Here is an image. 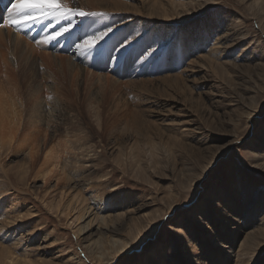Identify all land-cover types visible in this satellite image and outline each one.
<instances>
[{
	"label": "rangeland",
	"instance_id": "1",
	"mask_svg": "<svg viewBox=\"0 0 264 264\" xmlns=\"http://www.w3.org/2000/svg\"><path fill=\"white\" fill-rule=\"evenodd\" d=\"M84 1L69 3L106 15L52 43L68 21L3 28L30 49L0 41V85L24 111L1 131L16 142L0 150V245L28 264H264V0ZM113 241L132 248L110 258Z\"/></svg>",
	"mask_w": 264,
	"mask_h": 264
},
{
	"label": "bare ground",
	"instance_id": "2",
	"mask_svg": "<svg viewBox=\"0 0 264 264\" xmlns=\"http://www.w3.org/2000/svg\"><path fill=\"white\" fill-rule=\"evenodd\" d=\"M1 1L2 0H0V3H1ZM86 1V0H85ZM84 1V2H85ZM159 1V0H158ZM168 1V0H167ZM177 1V0H176ZM96 2V1H95ZM100 1H98V3H99ZM105 2V1H104ZM112 2V1H111ZM114 3L112 4V6L111 7H109L108 5V8H106V7H104L105 8V11H108V12H110V11H115L114 12V14L115 13H118V12H122L123 10H124V7L126 6V2H121V1H118V0H115V1H113ZM160 2V4L162 3V1L160 0L159 1ZM206 2V1H205ZM92 3V2H91ZM193 3V2H192ZM70 4H72V3H70ZM90 4V3H89ZM97 4V3H96ZM168 4H169V7H170V9L171 10H176L177 8H179V7H182L183 8V6H185V5H187V3H177V2H175V1H168ZM149 5V4H148ZM153 4H151V6H152ZM103 6H105V5H103ZM142 6V5H141ZM101 7H102V5H101ZM100 7V8H101ZM159 7V6H158ZM142 8V7H141ZM149 8V7H148ZM157 8V7H156ZM155 9V8H154ZM161 9V8H160ZM164 9V8H163ZM1 10V9H0ZM3 10V9H2ZM102 10V9H101ZM128 10V9H127ZM148 10V9H147ZM136 11V10H135ZM142 11V10H141ZM144 11V10H143ZM150 11H152L151 9H150ZM167 11V10H166ZM0 12H2V11H0ZM141 13V12H140ZM155 13V12H154ZM142 14V13H141ZM165 14V13H164ZM175 14V13H174ZM145 15V14H144ZM143 15V16H144ZM6 16H7V13H6ZM118 16V15H117ZM125 15H121L119 18L120 19H122L123 17H124ZM151 16H153V15H151ZM150 16V17H151ZM148 17V16H147ZM158 17V16H157ZM167 17H169V16H167ZM171 17V16H170ZM119 19V20H120ZM161 19V18H160ZM164 19H165V17H164ZM170 19V18H169ZM124 24V23H123ZM34 25V24H33ZM116 26V25H115ZM35 28H39L38 26H35ZM18 30H20V29H17L16 30V35L15 36H12L11 35V33L9 34V36H6L5 37V34H4V32H3V28H0V41L3 43V45L5 46V45H7L8 47L10 46V41L9 40H11V39H14V43H15V49H16V53L17 54H20L21 56H24V55H27V53H28V51H29V47H26V45H29L30 44V42H28L27 40H25V38H24V36H22L21 35V31H18ZM142 32V31H141ZM144 33V32H143ZM137 34V33H136ZM139 34V33H138ZM40 38H41V40L42 41H44V40H46V41H48L49 43H52L53 41H52V39H51V37L49 36V37H46V38H44V36L42 37V36H40ZM220 38V37H219ZM221 39V38H220ZM220 41V40H219ZM13 41L11 40V43H12ZM41 42V41H40ZM223 42V41H222ZM42 43V42H41ZM104 44V43H103ZM221 44V43H220ZM11 47V46H10ZM218 47H220V45H218L214 50H217L218 49ZM214 48V47H213ZM77 50V47H75V49H74V51L75 52H77L76 54L78 55V51H76ZM50 53V52H49ZM46 55H48V58L50 59V60H52L53 61V63L55 64V62L57 61V56H52L51 54H46ZM66 57V56H65ZM61 59H63V58H61ZM67 60H68V57H67ZM209 60V59H208ZM207 60V61H208ZM61 61V60H60ZM50 62V61H49ZM48 63V62H47ZM68 65L70 66H68L67 68V70H69V72H70V75L69 76H72L73 78H74V76H75V74H74V62H73V60H71L70 58H69V60H68ZM209 63V62H208ZM214 63V62H213ZM216 65V64H215ZM57 67V66H56ZM223 67V66H222ZM65 68V67H64ZM72 68H74V69H72ZM77 68H79L78 67V65H77ZM66 69V68H65ZM67 70H66V72H64L65 74L66 73H68L67 72ZM80 71L82 70V69H79ZM78 70V71H79ZM85 70V69H84ZM75 72H76V70H75ZM86 72V71H85ZM88 72V71H87ZM80 75H81V73H82V71H81V73L80 72H78ZM64 76V75H63ZM68 76V77H69ZM79 76V75H78ZM82 76V75H81ZM175 77V76H174ZM76 78H78V77H76ZM178 78V77H177ZM63 79V78H62ZM67 79V78H66ZM71 79V78H70ZM108 79V78H107ZM173 79V78H172ZM164 80V79H163ZM175 80H177V79H175ZM102 81V80H101ZM107 80H105V82H106ZM111 81V80H110ZM110 81H109V83H110ZM172 81H174V80H172ZM154 82V81H153ZM162 82V81H161ZM176 82H178V81H176ZM65 83V82H64ZM107 83V82H106ZM175 84V83H174ZM130 86V85H129ZM169 87V86H168ZM153 88V87H152ZM169 88H171V87H169ZM138 89V88H137ZM163 89V88H162ZM116 90V89H115ZM115 90L113 91V92H115ZM141 90V89H140ZM143 90V89H142ZM0 91H1V93H0V150L1 149H4V147L6 146V145H8V144H10L11 145V143L14 141V139L16 138V133L14 132V133H11L10 131V135H7V133L5 134V136H9L8 138H6L5 136H4V134H2L1 135V131L3 130H8V129H14L15 130V128H17V130H19V128H20V126H21V122H20V120H21V118H22V114L24 113V111L21 109V106H22V102H21V100H19L18 98H15V97H13V96H11L10 94H7L8 93V89H5V87H3V86H1L0 85ZM116 91H118V89L116 90ZM145 91H146V89H145ZM110 91H108V93H109ZM111 92H112V89H111ZM136 92V91H135ZM155 93V92H154ZM105 94H107V93H105ZM111 94V96H112V94L113 93H110ZM114 95V94H113ZM115 96V95H114ZM113 96V97H114ZM117 96V95H116ZM156 98V97H155ZM91 99V98H90ZM94 99V98H93ZM91 102V101H90ZM94 102H96V101H94ZM90 104H93L92 102L90 103ZM91 106V105H90ZM89 106V107H90ZM55 107V106H54ZM92 107V106H91ZM90 107V108H91ZM94 107H96V106H94ZM93 109H97V108H93ZM92 109V110H93ZM66 110V109H65ZM29 109H27V113L28 114H30L29 112ZM96 110H94V112H95ZM97 113V112H96ZM51 116V115H50ZM97 116V115H96ZM99 118V117H98ZM97 118V119H98ZM17 119H18V121H17ZM20 119V120H19ZM36 122H38V120L35 118V119H33L32 120V116H31V114H30V119H28L27 121L26 120H24V124H23V129L24 128H27V126L26 125H29L30 127H32V128H34L35 130H36V132L37 133H39L40 132V130H38L37 128H36V125H35V123ZM39 123V122H38ZM12 125V126H11ZM8 132V133H9ZM5 133V132H4ZM29 134H30V132H29ZM26 135V134H25ZM27 136V135H26ZM18 138H21V137H18ZM32 137H29V136H27V137H25L24 139H21V140H19L20 141V143H21V146H26V147H31V151L32 150H34V148H35V145H33V146H30L31 145V143H32V139H31ZM35 139V138H34ZM14 142H16V141H14ZM35 142H33V144H34ZM10 145H9V147H10ZM16 144H14V146H15ZM37 145V144H36ZM13 146V145H12ZM56 153H52V154H48V158H50L49 160H51L52 162H53V164H54V162H56V155H55ZM262 155V154H261ZM47 156V155H46ZM46 156H45V158H46ZM60 156V155H59ZM58 156V157H59ZM264 156V155H263ZM262 157V156H261ZM48 158L46 159L47 161H48ZM60 159V158H59ZM58 159V160H59ZM262 159V158H261ZM62 160V159H61ZM49 162V161H48ZM51 163V162H50ZM50 163H49V165H50ZM58 163V164H57ZM57 163H55L56 164V166L57 165H59V162H57ZM52 165V164H51ZM26 170H28V169H26ZM25 171V170H24ZM25 174H27V172L25 173ZM39 175H41V174H39ZM38 175V176H39ZM41 177H45V174H44V176H41ZM251 202V201H250ZM249 202V203H250ZM232 203V202H231ZM230 203H228V205H229ZM251 204V203H250ZM229 207H230V209H233L234 210V212L236 211L234 208H232V206H230L229 205ZM116 215V214H115ZM107 216V215H106ZM110 216V215H109ZM104 217V216H103ZM244 218H248V217H246V216H244ZM105 219V218H104ZM114 220V219H113ZM253 220V219H252ZM110 221H112V220H110ZM249 221V223H250V219L248 218V219H245V222H248ZM109 222V221H108ZM3 227V226H2ZM7 227V226H6ZM82 229L83 228H81V229H79V231H78V233H80L81 234V232H82ZM112 229V228H111ZM226 230L225 231H227L228 232V234H227V239L225 238V240H228L227 242H229L228 244V246L227 245H224L225 246V248H229V250H231L232 249V246H233V241H234V239H235V237L236 236H233L232 234H231V230L228 228V227H226L225 228ZM2 230V229H1ZM3 231V230H2ZM211 240H213V242H215L216 244H221L222 243V239H218V235H216L215 236V234H213V235H211V238H210ZM107 241V240H106ZM101 242V241H100ZM114 243H116L117 245L116 246H114V247H112V245H111V247H112V250H111V253H110V258H115L116 256H118V255H120V254H122L123 252H125L126 250H129V249H131L132 248V243L131 244H126V243H123V241H113ZM13 243V242H12ZM107 243V242H106ZM18 244V243H17ZM259 244H260V242H259ZM258 244V245H259ZM262 244L264 245V241L262 242ZM93 245V244H92ZM98 245H100L99 244V240H98ZM254 245H256V244H254ZM253 245V246H254ZM104 246H108V244L107 245H104ZM98 247V246H97ZM261 246L259 245V248H260ZM27 248V247H26ZM101 248V247H100ZM99 248V249H100ZM104 248V247H103ZM103 248H102V250H103ZM109 249L108 247H105V249ZM255 248V247H254ZM254 248H253V250H254ZM18 249V248H17ZM98 249V248H97ZM104 249V250H105ZM11 249L9 248V250H6V246H4V248L0 245V264H6V262H8V264H28V262H26L25 260L23 261L22 259H19V257H15L14 255V253H12L11 251H10ZM91 250V249H90ZM227 250L228 249H226V251H219V253H221V255H224L225 254V252H227ZM228 250V251H229ZM26 251V250H25ZM28 251V250H27ZM89 251V250H88ZM254 251H256V249L254 250ZM259 251V250H258ZM90 252V251H89ZM92 252V251H91ZM91 252H90V254H91ZM103 253H104V251H103ZM259 253V252H258ZM262 253V252H261ZM2 254V255H1ZM253 254H254V252H253ZM109 256V255H108ZM255 255H253V257H254ZM259 258V257H258ZM108 260V259H107ZM104 260H102V257H101V259L99 258V262L100 263H102ZM200 262V261H199ZM257 263V262H256ZM33 264H35V263H33ZM83 264V263H82ZM258 264V263H257Z\"/></svg>",
	"mask_w": 264,
	"mask_h": 264
},
{
	"label": "snow or ice",
	"instance_id": "3",
	"mask_svg": "<svg viewBox=\"0 0 264 264\" xmlns=\"http://www.w3.org/2000/svg\"><path fill=\"white\" fill-rule=\"evenodd\" d=\"M4 12L7 16H4ZM102 16L105 13L86 12L79 7H72L69 0H9L6 8L0 12V28H22L30 24L43 21L57 20L68 21L67 25L62 26L51 39L68 33L74 25L71 23L75 17ZM112 29L96 32L81 38V43L76 47L82 52L98 50V47L109 36Z\"/></svg>",
	"mask_w": 264,
	"mask_h": 264
}]
</instances>
